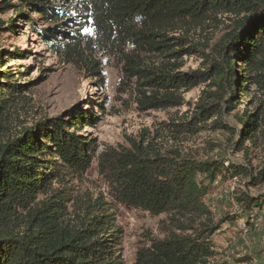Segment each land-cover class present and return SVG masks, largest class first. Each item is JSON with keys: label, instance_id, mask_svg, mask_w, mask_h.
Segmentation results:
<instances>
[{"label": "trees", "instance_id": "trees-1", "mask_svg": "<svg viewBox=\"0 0 264 264\" xmlns=\"http://www.w3.org/2000/svg\"><path fill=\"white\" fill-rule=\"evenodd\" d=\"M16 1L21 4L16 14L26 8L37 17L41 26L24 15L65 64L99 77V61L92 58L95 44L119 55L126 78L136 79L141 109L179 106L181 89L212 80L214 90H202L188 131H198L214 117L210 128L228 130L237 150L244 141H255L257 132L264 137V0ZM219 13L233 16L234 25L214 43L207 69L181 71L180 60L195 50L186 46L184 32L203 29ZM11 21L0 29L12 32ZM23 53L14 51L15 56ZM5 59L0 55V128L10 101L33 86L31 80L20 83L14 71L4 68ZM251 85L260 89L261 100L238 116L240 130L232 131L217 118L223 109H235L237 95L245 96ZM95 119L87 111L72 110L67 120H44L0 145V264H123L121 235L113 219L88 210L68 226V194L53 187L90 168L94 146L79 131ZM170 125L173 130L183 127ZM97 163L119 203L151 216L164 215L160 235L137 249L134 264H215L211 236L219 223L204 197L223 172L242 176L249 173L245 167L196 161L177 151L160 153L136 141L107 149ZM40 195L44 197L38 199ZM255 205L254 200L244 203L247 209Z\"/></svg>", "mask_w": 264, "mask_h": 264}, {"label": "rangeland", "instance_id": "rangeland-1", "mask_svg": "<svg viewBox=\"0 0 264 264\" xmlns=\"http://www.w3.org/2000/svg\"><path fill=\"white\" fill-rule=\"evenodd\" d=\"M8 2L11 6L6 7ZM20 8L16 0H0V24L14 20L12 32L0 29V55L7 57L4 68L14 71L20 83L31 80L33 86L10 101L0 128V145L44 120H67L72 110H84L96 118L93 125H85L79 131L94 146L90 168L80 176H68L62 184L53 186L68 194L65 202L67 225L73 226L77 215L84 211L108 214L120 231L123 264H134L137 249L160 235L164 215L151 216L119 203L97 165V156L107 149L129 147L136 141L160 153L177 151L196 161L245 167L249 173L242 176L230 177L223 172L209 184L204 197L214 222L219 223L211 236L215 251L213 262L264 264V137L257 132L255 141H244L242 149L237 150L228 130L210 128L214 117L198 131H188L194 125L190 121L192 110L202 90H214L210 84L212 80L201 82L188 91L181 89L183 103L179 106L143 110L137 101L136 79L126 78L119 55L95 44L92 58L99 61V77L90 70L65 64L33 32L24 15L28 14L33 23L41 26L37 17L26 8L24 13L17 15ZM216 17V21H208L203 29L184 32L186 46L193 45L195 50L182 57L181 71L207 69L214 43L234 25V17L229 14L219 13ZM86 32L90 34L89 30ZM15 50L24 53L15 56ZM8 53L12 56L8 57ZM236 64L241 73L240 63ZM22 72L24 74H18ZM260 100V89L251 85L245 96L237 95L236 108L229 112L223 109L217 120L237 132L240 130L238 116ZM172 123H182L183 127L173 130ZM233 137V141L236 140L237 133ZM43 197L40 195L38 199ZM250 200L258 205L247 209L244 203Z\"/></svg>", "mask_w": 264, "mask_h": 264}]
</instances>
